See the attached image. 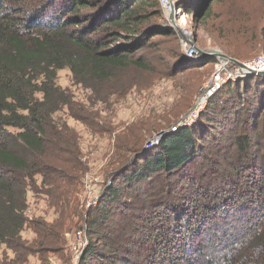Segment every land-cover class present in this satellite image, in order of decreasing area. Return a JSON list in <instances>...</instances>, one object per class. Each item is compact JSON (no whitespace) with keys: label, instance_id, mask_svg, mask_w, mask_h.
Returning <instances> with one entry per match:
<instances>
[{"label":"trees","instance_id":"obj_1","mask_svg":"<svg viewBox=\"0 0 264 264\" xmlns=\"http://www.w3.org/2000/svg\"><path fill=\"white\" fill-rule=\"evenodd\" d=\"M218 1L175 5L200 22ZM178 42L161 0H0V264L44 263L85 224L90 245L79 264H264V77L228 82L197 121L145 152L144 137L170 120L119 132L109 186L80 208L88 168L78 132L56 116L113 132L87 120L89 109L119 103L146 87L140 75L156 74L195 78L182 88L187 102L169 112L179 118L216 59L187 60ZM66 69L92 93L89 108L77 109L59 85ZM30 194L52 219L28 215Z\"/></svg>","mask_w":264,"mask_h":264},{"label":"rangeland","instance_id":"obj_2","mask_svg":"<svg viewBox=\"0 0 264 264\" xmlns=\"http://www.w3.org/2000/svg\"><path fill=\"white\" fill-rule=\"evenodd\" d=\"M174 2L176 3V0ZM164 10L172 26L170 11L165 8ZM174 19L176 25L187 37L189 45H191L190 42H194L201 49L217 50L240 62L264 57V0H219L213 6L210 16L200 22L194 21L192 15L184 13L181 10H176ZM173 29L175 30V28ZM175 31L178 34L179 42L181 44L183 42L186 43V39L182 38L177 30ZM161 54L159 53L158 55L162 56ZM218 63L219 60L216 59L214 65L209 66L207 64L208 66L205 65L202 69L203 72H207V76L203 78V84L196 93V96H194L192 107L188 112H184L185 114L182 113L183 115L179 116V118L176 116L177 119L173 115L170 116V113L174 108L175 101L178 103L182 100L181 106L187 102L188 93L183 89L195 84V78L193 77L180 76L170 79L156 74L140 75V81L146 87L137 91L134 90L131 95L119 103L111 102L108 105H100L99 108L89 109L90 116L86 115L87 120H94L95 122L101 120L99 126L106 130L117 127L115 130H112L113 132L109 131L110 133L103 135L88 130L82 124L67 117L65 113L56 116V120H69L68 123L79 135V146L83 155L82 161L85 162L88 168L82 180V191L80 193V208L82 210L88 212L95 206V204L91 208L87 206L89 204V197L86 192L89 191L90 186L95 185L97 190H99L97 196H100L110 184L109 179L106 177V172L113 153L115 136L119 132L124 131L128 126L138 127L137 124L142 120H170V123L174 125L178 121L186 119L196 108L199 98L204 94L205 86L215 72ZM156 69L162 74L163 69L158 64ZM58 83L63 88L69 89L74 95L75 107L77 109L81 107L89 108L87 98L92 93L80 86L74 85L71 72L68 69L59 72ZM103 120H109L111 126L103 125ZM192 121L195 122L197 120ZM97 128L99 127L97 126ZM168 128L169 125L163 127L161 131ZM161 131L146 135L143 141L147 143L148 140ZM29 198L31 201L29 207L30 217L35 218L36 216L44 215L48 219L53 218L52 213L47 211L44 199L37 198L34 200L33 194H30ZM79 231L85 233L90 245L88 227L85 224L83 229L74 228L64 234L66 243L62 245L57 254H48L44 263L39 262L37 257H32L29 264H79L78 261L75 262L76 254L72 250V244L75 242L76 234ZM23 238L31 239L32 235L29 231H25Z\"/></svg>","mask_w":264,"mask_h":264},{"label":"built area","instance_id":"obj_3","mask_svg":"<svg viewBox=\"0 0 264 264\" xmlns=\"http://www.w3.org/2000/svg\"><path fill=\"white\" fill-rule=\"evenodd\" d=\"M161 4L163 5V8L168 9L170 11V0H161ZM181 46L183 50L185 51L186 55L190 57V60H194L195 62H200V61L205 60L204 57L197 56V51L195 47L189 45L188 41H186V43L183 42ZM217 60H219V63L216 65L215 72L211 76L209 82L206 84L205 89H204V94L201 95V97L199 98L196 108L194 109L193 112H191V114H189V116L186 119H183V121L179 123L178 127H175L171 132L176 131L181 126L194 123V121L192 120H196L198 118L199 113L204 110L209 100L228 82L236 81L238 79H243L246 77V76H243L241 69L238 66H236L234 63L225 61L222 59H217ZM243 63L248 68L256 70V71L264 70V57H258V58H255L253 60H249ZM161 140H159L155 145H150L147 148V150L155 147L157 144L160 143ZM98 191L99 190H97L96 186L93 185V186H90L89 191L86 192V194L89 197V204L87 205L89 208H91L93 204L95 205L98 204L100 197L102 196V193L100 194V196H97ZM29 212L30 211L28 210L27 212L28 215L30 214ZM88 245H89V241L85 233L83 231L77 232L76 240L72 244V250L76 254L75 262L77 261L79 262L81 255L86 250Z\"/></svg>","mask_w":264,"mask_h":264},{"label":"water","instance_id":"obj_4","mask_svg":"<svg viewBox=\"0 0 264 264\" xmlns=\"http://www.w3.org/2000/svg\"><path fill=\"white\" fill-rule=\"evenodd\" d=\"M176 10H177V8H176L174 0H170V14H171L172 27L175 28V30H177L179 32V34L182 36V38H184V39H186V41H188L187 37L183 34V32L179 29V27L175 23L174 18H175ZM190 44H191V46L195 47V49L197 51V56H199V57H204L205 59H222L225 61L232 62L241 69L243 76H246V77H249V76L264 77V70L256 71V70L250 69L243 62H240L236 59H233V58L227 56L226 54H224L220 51L201 49L200 47L196 46L194 42H190ZM184 54H185L186 59L190 60V57H188L186 55L185 51H184ZM180 122H181V120L178 121L176 124L172 125L171 127H169L168 129L159 132L152 139L148 140L147 143H145L142 152H145L150 145H155L166 134L171 132L175 127H178Z\"/></svg>","mask_w":264,"mask_h":264}]
</instances>
